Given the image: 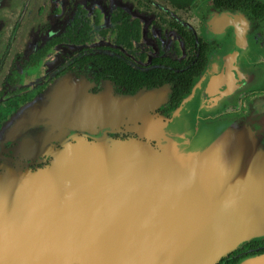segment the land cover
Instances as JSON below:
<instances>
[{
	"label": "water",
	"instance_id": "water-1",
	"mask_svg": "<svg viewBox=\"0 0 264 264\" xmlns=\"http://www.w3.org/2000/svg\"><path fill=\"white\" fill-rule=\"evenodd\" d=\"M146 109L59 84L21 112L39 132L14 133L15 155L53 160L34 171L0 156V264H217L264 238V115L194 129L182 107L173 123ZM125 118L142 138L108 135Z\"/></svg>",
	"mask_w": 264,
	"mask_h": 264
},
{
	"label": "flooded vegetation",
	"instance_id": "flooded-vegetation-1",
	"mask_svg": "<svg viewBox=\"0 0 264 264\" xmlns=\"http://www.w3.org/2000/svg\"><path fill=\"white\" fill-rule=\"evenodd\" d=\"M59 84L139 98L147 120L174 122L181 107L196 126L264 115V0H0V156L50 165L42 151L18 158L13 135L39 132L16 122ZM139 125L107 132L138 139Z\"/></svg>",
	"mask_w": 264,
	"mask_h": 264
},
{
	"label": "trees",
	"instance_id": "trees-1",
	"mask_svg": "<svg viewBox=\"0 0 264 264\" xmlns=\"http://www.w3.org/2000/svg\"><path fill=\"white\" fill-rule=\"evenodd\" d=\"M264 254V238L246 242L223 257L217 264H237L243 258L252 255Z\"/></svg>",
	"mask_w": 264,
	"mask_h": 264
},
{
	"label": "rangeland",
	"instance_id": "rangeland-1",
	"mask_svg": "<svg viewBox=\"0 0 264 264\" xmlns=\"http://www.w3.org/2000/svg\"><path fill=\"white\" fill-rule=\"evenodd\" d=\"M217 124H219V123H217ZM192 125V124H191ZM204 125H206V123H201V124H199L198 126H196V125H192V127L194 128V129H198V128H200V127H202V126H204ZM68 132H70V131H68ZM204 142H206V141H204Z\"/></svg>",
	"mask_w": 264,
	"mask_h": 264
}]
</instances>
